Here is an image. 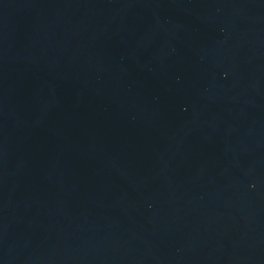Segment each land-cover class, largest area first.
<instances>
[{
	"label": "water",
	"instance_id": "obj_1",
	"mask_svg": "<svg viewBox=\"0 0 264 264\" xmlns=\"http://www.w3.org/2000/svg\"><path fill=\"white\" fill-rule=\"evenodd\" d=\"M0 264H264V0H0Z\"/></svg>",
	"mask_w": 264,
	"mask_h": 264
}]
</instances>
